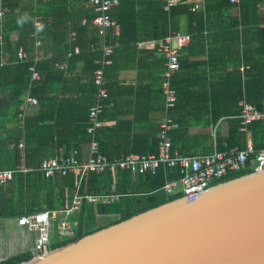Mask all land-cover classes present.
Wrapping results in <instances>:
<instances>
[{
  "label": "trees",
  "instance_id": "1",
  "mask_svg": "<svg viewBox=\"0 0 264 264\" xmlns=\"http://www.w3.org/2000/svg\"><path fill=\"white\" fill-rule=\"evenodd\" d=\"M54 1L44 3L41 0L35 4L34 0H0V9L5 13L0 21V171L16 172L12 182L5 187L0 186V219L66 211L71 208L75 195L98 199L96 204L83 200L79 210L68 219L75 231L74 236L60 237L53 228L47 246L52 250L183 198L181 194L169 195L164 191L167 184L180 181L179 168L161 167L155 177L137 178L128 169L115 168L102 174L90 172L80 183L79 175L60 177L56 174L47 179L39 170L44 160L57 156L60 151L65 155L77 151L80 161V151L90 142L86 133L88 109L97 100L98 87L94 75L100 68L104 70L111 102L112 91L118 88L135 94L145 90L154 98V111L160 116L148 125L152 129L146 128L134 135L132 148L124 145L129 136L128 132L123 135L122 123L109 126L107 122L96 133L101 153L111 162H120L132 153L158 155V133L166 115L162 90L165 67L156 73L154 82L134 87L116 80L121 66L115 60L132 42H156L179 32L183 21L185 32L191 35L189 44H200L202 48L208 45L211 50L217 38L212 35L215 30L225 28L233 32L226 44L232 48L230 53L236 59L225 62L223 68L217 65L216 56L211 58L213 68L225 71L229 77L228 80L225 78L229 89L228 107L225 108L228 111L215 114L214 110L220 108L216 106L199 123L210 125L222 118L229 120L228 134L217 136L218 147L222 150L226 147L244 149L247 144L255 150L264 149V122H255L242 132L238 119L242 110L240 104L244 102L264 113V29L260 28L264 23V0H240L238 17L231 16L236 6L232 0H204L205 11L198 13L190 12L187 3H180L165 12L162 0H119L112 11L116 25L108 30L105 38L90 24L97 14L87 0H62L64 4L59 9ZM24 16L27 17L24 22L18 23ZM36 17L42 19L40 28L35 27ZM83 19L88 21L86 25L81 24ZM72 32L74 36H71ZM35 33L40 39L39 47H36ZM104 46L113 47L109 57L112 64L108 66L101 63ZM20 47L26 51V59H20ZM75 47L79 48L78 53H74ZM213 51L220 53L217 49ZM153 52L149 51L148 57L154 63ZM37 55L35 67L41 78L32 83L29 67L35 63ZM62 63L65 67L60 68ZM79 63L82 64L80 68L77 67ZM183 68L181 63V71L172 80L177 100L170 114L178 127L169 134L171 151L196 155L184 151L190 140L188 128L194 125L195 117L185 114L191 108L182 103L188 98ZM28 96L37 100L36 113L25 117L22 123L21 106ZM116 106L117 103L113 109L107 106L101 119L109 121ZM116 129L119 131L114 132ZM255 170L248 161L243 170L229 173L226 178L213 182L210 188ZM105 199L113 201L106 204ZM102 219L107 221L101 222ZM34 255L26 251L0 260V264H18Z\"/></svg>",
  "mask_w": 264,
  "mask_h": 264
},
{
  "label": "built area",
  "instance_id": "2",
  "mask_svg": "<svg viewBox=\"0 0 264 264\" xmlns=\"http://www.w3.org/2000/svg\"><path fill=\"white\" fill-rule=\"evenodd\" d=\"M41 0H34L38 4ZM51 0H43L49 3ZM164 2L163 11L169 10L180 3L189 4L190 12L203 10V0H162ZM233 3L239 4L240 0H232ZM87 4L94 9L97 14L91 20V26L97 28L98 33L102 37H106L109 29L116 25L112 16V11L118 6L119 0H87ZM5 17V13L0 9V21ZM87 20L83 19L81 24L86 25ZM42 26V19L36 17L35 27ZM264 29V23L260 25ZM36 38V47L40 46V39L37 33L33 34ZM74 36V33L71 35ZM1 39V37H0ZM191 41V35L181 32H173L167 37L160 39L154 44L156 55L164 60L165 71L162 75L165 80L162 86L163 95L165 97L166 115L164 121L160 125L158 133V155H147L133 153L125 157L120 162H111L99 149L96 141V133L99 128L104 126L105 121L101 119L104 109L112 106L109 94L106 89V78L103 68L95 72L94 80L98 87L97 100L93 106L88 109V126L86 133L90 136L88 145L87 158L83 161L77 159V151H73L65 155L62 151L57 156L46 159L40 166L47 179L53 178L54 175L66 177V175H79V183L84 179L85 175L93 172L102 174L115 168L121 170H130L134 178L147 177V175L158 174L161 167L179 168L181 179L178 183H170L164 187V191L169 195L181 194L188 201L197 199L206 192L213 182L220 181L227 177L229 173L241 171L245 168L248 161L257 169H264V149L255 150L251 144H247L244 149L225 148L224 150L215 147L212 153L198 155H181L177 151H171L172 143L169 137L170 131L178 127L174 122L170 111L174 108L177 100L176 90L172 87L174 75L180 72V51ZM104 58L101 63L104 66L111 64L109 58L113 53V47L104 46ZM79 48H74V53H78ZM20 59H26L27 53L23 47L18 50ZM35 63L29 67L31 72V82L40 80L41 75L36 69ZM60 68L65 67V63L59 65ZM37 106V100L31 96L26 97L25 103L21 106L23 112H27L29 108ZM241 114L238 119L241 121L240 130L244 132L246 127L255 122H264V113L259 112L250 104H241ZM23 148V144L20 145ZM25 171V170H24ZM14 170L0 171V186L5 187L13 181ZM83 200L88 204H96L99 200L93 198L80 197L75 195L72 206L66 211L34 213L21 216L17 219V224L25 228L28 232L35 234L34 238V254H40L50 243L53 228L57 230L60 237H70L75 235L73 226L68 219L79 210ZM117 200V198H115ZM113 199H105L108 204Z\"/></svg>",
  "mask_w": 264,
  "mask_h": 264
},
{
  "label": "water",
  "instance_id": "3",
  "mask_svg": "<svg viewBox=\"0 0 264 264\" xmlns=\"http://www.w3.org/2000/svg\"><path fill=\"white\" fill-rule=\"evenodd\" d=\"M18 264H264V169Z\"/></svg>",
  "mask_w": 264,
  "mask_h": 264
},
{
  "label": "crops",
  "instance_id": "4",
  "mask_svg": "<svg viewBox=\"0 0 264 264\" xmlns=\"http://www.w3.org/2000/svg\"><path fill=\"white\" fill-rule=\"evenodd\" d=\"M54 4L59 9L64 2L55 0ZM233 4L236 6L232 9L231 16L238 17L240 13L238 4ZM204 8L203 0V10L196 13L205 11ZM185 31L186 24L183 21L179 32L186 33ZM232 33L225 28H221L220 30H215V33L212 34L217 36L212 45L214 49L220 51L218 54H215L214 49L211 50L212 48L208 45L202 48L200 44H188L180 51V60L184 66L183 74L187 79L186 83L188 85V98L186 100L183 99L182 103L186 107L191 108L185 114H191L195 117L193 119L194 125L188 128L190 140L185 146L186 149L184 151L186 152L195 153L196 155L212 153L214 148L218 147L217 136L225 137L228 134V119L222 118L216 124L210 125H203L204 123L200 124L199 122L205 120V114L213 112L216 106L220 108L219 110H214L215 114L228 111L225 108L228 107L227 92L229 89L225 78L228 80L229 77H226L225 71H217L213 68L211 58L215 59L216 56L217 65L223 66V68L225 67V62L228 63L232 59H236L235 57L232 58L230 53L232 48L226 44L227 40L230 41ZM14 38H16V35ZM154 44V41H137L127 45L125 51L120 52L119 58L115 60L116 64L121 66L116 75V80L134 87L154 82L156 73L160 68L165 67L163 59L156 55L155 51L153 52L156 58L154 63L153 59L148 57V52L154 50ZM77 67H82V64L79 63ZM135 93L123 88L112 91V106L110 107L113 109V105L115 106L116 103L117 106L112 112V117L109 118V121L102 118L105 121L104 126L107 125V122L109 126H114L116 122L122 123L123 135L128 132L129 136V140L126 139L127 143L124 145L129 148L133 146L134 135L142 133L146 128L152 129V127L148 126L150 122L154 123L155 120L160 118L159 114L154 111V98H152L151 94L145 90L144 92ZM34 113H36L35 107L29 108L27 112L22 111L20 115L22 123L25 117ZM210 120L212 119L210 118ZM116 131L119 130L116 129L114 132ZM111 139L112 137L110 136L109 143ZM114 146L112 145V147ZM87 154L88 146L80 151V160H85ZM3 220L8 222H5V226L0 222V260L26 251L33 252L35 234L19 226L16 218Z\"/></svg>",
  "mask_w": 264,
  "mask_h": 264
},
{
  "label": "rangeland",
  "instance_id": "5",
  "mask_svg": "<svg viewBox=\"0 0 264 264\" xmlns=\"http://www.w3.org/2000/svg\"><path fill=\"white\" fill-rule=\"evenodd\" d=\"M107 219H102L101 222H106ZM1 224H5V222H8L7 220L0 219ZM5 226V225H4ZM1 234V233H0ZM3 235V234H2Z\"/></svg>",
  "mask_w": 264,
  "mask_h": 264
},
{
  "label": "clouds",
  "instance_id": "6",
  "mask_svg": "<svg viewBox=\"0 0 264 264\" xmlns=\"http://www.w3.org/2000/svg\"><path fill=\"white\" fill-rule=\"evenodd\" d=\"M26 18H27V17L24 16V17H22L21 19H19L17 22L20 23V24H22Z\"/></svg>",
  "mask_w": 264,
  "mask_h": 264
}]
</instances>
